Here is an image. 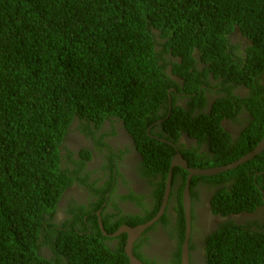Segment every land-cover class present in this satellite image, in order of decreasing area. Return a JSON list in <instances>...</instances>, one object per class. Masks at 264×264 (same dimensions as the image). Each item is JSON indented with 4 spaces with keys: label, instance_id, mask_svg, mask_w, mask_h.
Wrapping results in <instances>:
<instances>
[{
    "label": "trees",
    "instance_id": "1",
    "mask_svg": "<svg viewBox=\"0 0 264 264\" xmlns=\"http://www.w3.org/2000/svg\"><path fill=\"white\" fill-rule=\"evenodd\" d=\"M235 30L249 40L245 54L229 38ZM163 52L180 58L172 72L185 79L187 92L197 95L206 83L197 61L202 78L212 73L225 92L210 113L193 116L178 107L164 120L174 140L185 131L213 148L212 164L182 150L188 165L227 164L251 151L264 136V0H0V264H129L126 235L110 248L92 210L86 215L94 232L54 222L66 189L75 181L86 185L81 171L91 158L83 148L71 169L63 158L68 153L71 162L73 152L63 142L75 118L92 139L93 129L118 118L146 167L164 180L175 150L146 131L176 86L164 73ZM231 83L247 86L249 96H234ZM243 106L251 124L232 143L221 121L236 118ZM203 178L232 179L213 196L215 213L253 212L264 202V152ZM163 186L155 191L159 202ZM81 207L74 222L83 221ZM149 216L115 223L102 216L103 230ZM225 226L207 238V264H264L262 230Z\"/></svg>",
    "mask_w": 264,
    "mask_h": 264
},
{
    "label": "flooded vegetation",
    "instance_id": "2",
    "mask_svg": "<svg viewBox=\"0 0 264 264\" xmlns=\"http://www.w3.org/2000/svg\"><path fill=\"white\" fill-rule=\"evenodd\" d=\"M154 32L156 33L157 31L155 30ZM229 38L240 51V54H245V48L249 44V40L238 31L236 32V30L230 34ZM157 40L163 41L159 38ZM162 54L164 60H167V62L163 61L164 73L176 82V86L172 85L167 89V98L158 110L159 117L152 120L146 131L153 139L159 140L158 138H162L169 141L170 143L167 144L171 145L175 150L173 156L177 153H180L182 156L181 151L187 150L192 153L190 158L195 162L203 164L205 160L204 162L208 164L209 160L210 164H212L215 152L212 151L213 148L209 146L206 140L193 137L185 131L181 132L174 140L172 135L164 130L163 122L170 116L172 109L178 107L189 111L193 116L210 113L215 101L225 96V92L222 86L219 85V79H216L212 73H207L206 79L202 78V74L205 71L204 64L200 61L196 62L197 70L202 73L199 75V78L201 81H206V83L200 85L201 88L197 95L193 92H187L184 86L185 79L172 72L175 67L173 64L175 62L180 63V58L173 57L168 52H163ZM259 81L264 84V73L259 77ZM231 85L233 86L231 89L234 96L239 98L249 96L250 90L247 86L243 84L233 85V83ZM201 95L204 101L198 99L195 103L193 99ZM112 119L114 120H105L96 131L93 129V124L90 123L94 131L93 139L90 136L89 130H85L84 126L81 129L77 118L71 124L70 128L72 129L66 134L63 143L73 152L75 160H79V152L83 148L90 151L91 158L86 161L81 171L82 177L86 178L87 186L77 181L73 182L58 201L53 218L54 222L58 225L67 222L68 230H71L68 228L71 225L79 233H84L94 232L95 230V227L93 226L92 229L91 223L87 220V211L92 210L91 213L94 216H101V220L102 216H110L113 223L117 222L120 218L132 222L130 220L132 217L145 218L150 215L149 219L144 221H139L133 225L125 222L119 224L110 234L103 233L106 236V244L114 249L120 241L118 239L120 235L125 234L127 239L125 232L117 236H111L119 227L124 225L134 227L146 223L157 215L161 208L169 170L164 180L160 174L151 172L146 167L140 151L124 127L123 122L115 117ZM251 120V114L243 106L236 115V118H224L221 121V125L224 131L228 133L232 143H235L245 133L246 129L249 128ZM263 152L264 150L261 153ZM67 156L68 153L65 154V157ZM188 156H182L187 163ZM192 157L195 158L193 159ZM65 159L67 160V158ZM73 161H71V164H73ZM66 165L74 169L70 165V162L67 161ZM208 167L212 166L203 168ZM174 168L176 170L175 173H173ZM182 170L184 169L178 165H175L171 169L170 192L161 215L144 229L133 243V254L143 264H182V249L186 237V220L182 199L188 176V172L186 171L185 173V170ZM194 177L198 178L193 179ZM203 177L205 176L194 175L189 181L191 216L187 240L188 264H207V238L219 232L224 225H227L225 227H231L235 224L249 228L252 231L262 230L264 232V202L253 212L242 211L226 215L215 213L211 206L212 198L223 187H228L232 179L218 180ZM162 182L164 192L159 202L155 196V191ZM91 185L94 186L92 187ZM110 185V192L105 193V198L101 202L103 190ZM157 204L158 206L156 207ZM76 206H82L80 214H84V216L81 223L73 221L75 214H78L75 213L78 211ZM57 216H60V218H57ZM40 252L47 258H50L52 255L48 248H42Z\"/></svg>",
    "mask_w": 264,
    "mask_h": 264
},
{
    "label": "water",
    "instance_id": "3",
    "mask_svg": "<svg viewBox=\"0 0 264 264\" xmlns=\"http://www.w3.org/2000/svg\"><path fill=\"white\" fill-rule=\"evenodd\" d=\"M158 139L162 142L170 143L169 141H167L165 139H162V138H158ZM263 150H264V136L260 140V142L251 151L247 152L246 154H244L243 156H241L237 160L232 161L228 164L217 165V166H212V167H208V168L190 167V166H188V163L182 158L180 153H177L176 155H174L170 161V169H169L168 176H167V179L165 182V192H164L161 208H160L159 212L157 213V215L154 216L153 218H151L146 223L136 225L134 227H129L126 225L121 226V227H119V229L116 232L111 234V236H117L123 232H125L127 234V239H126L125 246H124V252H125L126 256L128 257L129 264H143L133 254V243H134L135 239L137 238V236L140 235L144 229H146L149 225H151L161 215V213H162V211L166 205L168 195L170 192V186H171L170 183H171V176H172L171 175V169L175 165L180 166L181 168H183L185 171L188 172L186 186H185V189L183 191V199H182L183 200L182 204H183L184 216H185V220H186V237H185V242H184L183 249H182V258H181L182 264H188L187 240L189 237L190 216H191L189 181H190L191 177L194 175H196V176H211V175H216V174L226 172L228 170H231V169L238 167L241 164L246 163L251 158H253L255 155L261 153ZM97 217H98L99 227L101 228V230H103L101 216H97ZM103 233H105V231H103Z\"/></svg>",
    "mask_w": 264,
    "mask_h": 264
},
{
    "label": "clouds",
    "instance_id": "4",
    "mask_svg": "<svg viewBox=\"0 0 264 264\" xmlns=\"http://www.w3.org/2000/svg\"><path fill=\"white\" fill-rule=\"evenodd\" d=\"M243 37H244V36H243ZM245 38H246V37H245ZM61 147H64L63 144H61ZM71 159H72V160H75V159L73 158V155H72V158H71ZM72 160H71V161H72ZM70 164H71V162H70ZM65 165H66V163H65ZM71 165H72V164H71ZM97 218H98V217H97ZM98 225H99V224H98ZM99 228H100V227H99ZM102 228H103V226H102ZM100 229H101V228H100ZM102 231H104V230H102Z\"/></svg>",
    "mask_w": 264,
    "mask_h": 264
},
{
    "label": "crops",
    "instance_id": "5",
    "mask_svg": "<svg viewBox=\"0 0 264 264\" xmlns=\"http://www.w3.org/2000/svg\"><path fill=\"white\" fill-rule=\"evenodd\" d=\"M65 158H66V157L64 156V158H63V159H64V161H63L64 163H65V161H66V159H65Z\"/></svg>",
    "mask_w": 264,
    "mask_h": 264
},
{
    "label": "rangeland",
    "instance_id": "6",
    "mask_svg": "<svg viewBox=\"0 0 264 264\" xmlns=\"http://www.w3.org/2000/svg\"><path fill=\"white\" fill-rule=\"evenodd\" d=\"M57 218H60V216H57Z\"/></svg>",
    "mask_w": 264,
    "mask_h": 264
}]
</instances>
